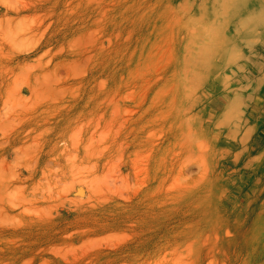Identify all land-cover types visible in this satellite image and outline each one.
Returning <instances> with one entry per match:
<instances>
[{
  "label": "rangeland",
  "instance_id": "rangeland-1",
  "mask_svg": "<svg viewBox=\"0 0 264 264\" xmlns=\"http://www.w3.org/2000/svg\"><path fill=\"white\" fill-rule=\"evenodd\" d=\"M0 264H264V0H0Z\"/></svg>",
  "mask_w": 264,
  "mask_h": 264
}]
</instances>
